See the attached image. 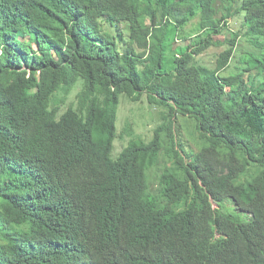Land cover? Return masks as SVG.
<instances>
[{
    "label": "trees",
    "instance_id": "16d2710c",
    "mask_svg": "<svg viewBox=\"0 0 264 264\" xmlns=\"http://www.w3.org/2000/svg\"><path fill=\"white\" fill-rule=\"evenodd\" d=\"M0 264H264V0H0Z\"/></svg>",
    "mask_w": 264,
    "mask_h": 264
},
{
    "label": "rangeland",
    "instance_id": "374dc122",
    "mask_svg": "<svg viewBox=\"0 0 264 264\" xmlns=\"http://www.w3.org/2000/svg\"><path fill=\"white\" fill-rule=\"evenodd\" d=\"M236 27L233 23L230 24V28ZM226 35V32L218 35L215 37V39H224V36ZM249 40V39H248ZM181 43V42H180ZM225 46H211L208 48L205 52L200 54L198 57L203 59L205 62L209 64H215L217 62V56L224 50ZM252 52H256L255 48L252 47ZM244 57V54H241ZM240 62H237L239 64ZM259 78H263V76H259ZM146 102H133L128 98H123V101L121 103L120 109H119V123L120 127L127 121L130 120L134 123L135 129L138 133H141L144 135V137L147 139H150L153 133L154 128V121L147 119L148 114V106L145 104ZM143 104V106H142ZM145 105V107H144ZM144 115L146 120L142 122Z\"/></svg>",
    "mask_w": 264,
    "mask_h": 264
}]
</instances>
